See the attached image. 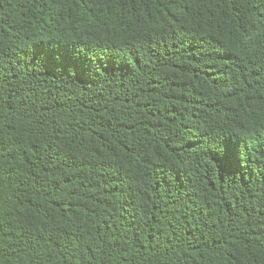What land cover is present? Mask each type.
Instances as JSON below:
<instances>
[{
	"label": "trees",
	"instance_id": "trees-1",
	"mask_svg": "<svg viewBox=\"0 0 264 264\" xmlns=\"http://www.w3.org/2000/svg\"><path fill=\"white\" fill-rule=\"evenodd\" d=\"M0 264H264V0H0Z\"/></svg>",
	"mask_w": 264,
	"mask_h": 264
}]
</instances>
